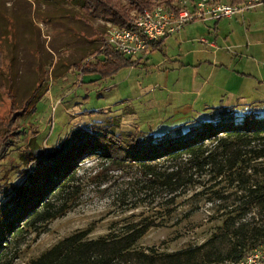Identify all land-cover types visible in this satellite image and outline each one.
Returning <instances> with one entry per match:
<instances>
[{"label": "rangeland", "instance_id": "1", "mask_svg": "<svg viewBox=\"0 0 264 264\" xmlns=\"http://www.w3.org/2000/svg\"><path fill=\"white\" fill-rule=\"evenodd\" d=\"M117 1L127 7L125 0ZM163 1L148 0L151 8ZM224 2L234 3L233 0ZM137 12L131 10L130 15ZM245 16L243 20L240 13L234 18L238 26L235 20L222 19L220 33L229 30L232 35L224 45L219 43L216 58L227 63L226 58L231 54L241 58L238 51L244 48L243 35L250 34L243 26L244 21L252 27L264 28L263 7ZM194 23L169 38L163 51L140 58L141 64L136 67H123L106 79L83 77L76 67H82L87 61L103 60L96 55H100L110 22L91 17L72 0H0V146L6 132L13 135L19 128L22 131L20 142L0 161V203L6 200L11 186H20L25 180L22 172L26 168L21 158L30 149L33 137L40 147L48 149L58 147L73 131L91 130L99 124L110 127L119 136L140 132L159 136L176 127L188 132L204 121H216L222 111L230 110L237 122L249 112L264 118V92L262 97L252 94L261 95L260 87L264 85L234 73L222 85L219 79L225 72L215 74L216 69L210 71L206 65L198 70L180 66L178 62H166V56H183L178 59L199 65L202 57L214 56L209 50L185 59L183 54L190 46L200 44V38H213L214 33L209 34L205 23ZM209 24L215 27V22ZM191 39L194 44L188 41ZM251 53L256 58L254 62L233 63L231 68L264 79L262 44ZM175 65L177 69L171 71ZM38 86L45 95L35 115L16 114ZM222 86L236 92L241 88H255L249 89L250 95L242 97L228 94ZM91 111L97 114L90 115ZM100 163L93 156L79 163L77 176L83 192L77 205L66 216L44 227L43 232L22 238L20 255L14 264H29L59 241L88 228L92 229L89 238L95 239L125 233L128 225L151 220L161 226L150 229L137 249L164 254L196 247L221 227L222 215L226 212L222 207L236 208L241 203L238 199L244 195L233 175L214 181L209 173L202 178L201 185H195L170 203L160 193L140 191L141 176L137 168L110 172L102 181L93 180ZM248 163L252 167L247 170L248 175L253 174L255 166L264 167V159ZM30 168L27 167L28 171ZM196 193L199 194L195 196ZM219 195L226 198L220 200ZM254 211L245 220L252 219Z\"/></svg>", "mask_w": 264, "mask_h": 264}, {"label": "trees", "instance_id": "2", "mask_svg": "<svg viewBox=\"0 0 264 264\" xmlns=\"http://www.w3.org/2000/svg\"><path fill=\"white\" fill-rule=\"evenodd\" d=\"M72 1L84 7L91 17L123 29L131 28V10L143 12L151 8L148 0H125L127 7L117 0ZM173 2L165 0L162 4L177 12L180 1ZM233 2L239 4L243 0ZM165 41L152 43V52L163 51L161 43ZM99 53L96 56L102 57V61L91 60L76 67L83 77L106 79L123 67L140 65L141 61L125 57L110 46L101 48ZM44 95L36 87L16 114L35 115ZM230 112L222 111L216 121H204L188 132L176 127L159 136L141 132L119 136L110 127L99 124L91 130L73 131L58 147L48 149L40 147L33 137L30 149L21 158L26 168L22 172L25 180L20 186H11L6 200L0 203V264H14L20 255L22 238L43 232L44 227L75 208L83 192L77 176L79 163L92 156L101 162L93 180L102 181L110 172L137 168L140 191L160 193L170 203L201 185L202 178L209 173L214 181L233 175L244 195L236 208L222 207L226 212L221 227L196 247L164 254L137 249L150 229L161 226L145 220L128 225L127 231L119 235L90 239L91 228L79 231L29 264H238L251 251L264 249V167L255 166L252 175L247 173L252 170L247 162L264 159V118L249 112L237 122ZM96 114L91 111L90 115ZM21 135L20 128L13 135L4 134L0 161L11 154ZM252 210L254 217L245 220Z\"/></svg>", "mask_w": 264, "mask_h": 264}, {"label": "built area", "instance_id": "3", "mask_svg": "<svg viewBox=\"0 0 264 264\" xmlns=\"http://www.w3.org/2000/svg\"><path fill=\"white\" fill-rule=\"evenodd\" d=\"M261 6H264V0H243L239 4L218 0H180L176 12L160 3L143 12L133 13L130 29L110 24L102 48L110 46L125 57L143 58L151 52L152 43L179 35L189 24L231 19ZM238 264H264V249L251 251Z\"/></svg>", "mask_w": 264, "mask_h": 264}, {"label": "crops", "instance_id": "4", "mask_svg": "<svg viewBox=\"0 0 264 264\" xmlns=\"http://www.w3.org/2000/svg\"><path fill=\"white\" fill-rule=\"evenodd\" d=\"M264 8V6H261V8ZM249 11H247V12H243V13H241L242 14V17H243V20H244V18H246L247 16H245L247 13H248ZM237 16V15H236ZM236 16H234V17H232L231 19H223V20H235L234 18L236 17ZM245 16V17H244ZM222 19L221 20H219V22L217 21H206V22H202V23H205L206 24V26H207V28H208V30H209V34H211V33H214L211 37H213V38H210V39H207V38H205V37H203V38H200V40H199V43L200 44H195V45H192V46H190L191 47V49L190 50H188L187 52H185L183 55H184V57H185V59H187V58H189V56H191V55H193V54H195V53H197V54H200V55H203V53L202 52H205V53H207L209 50H211V52L214 54V56L213 57H202V60L199 62L200 64L198 65L197 63L196 64H193L192 62H186V63H184L183 62V60H180V59H178V57L180 58V57H182L183 58V56H166L167 57V61L166 62H170V61H172L171 62V64L172 63H176L177 64V62L180 64V66H183V67H192V68H194V67H197V69L199 70V69H201V67L203 66V65H206V66H208V67H210L209 69H210V71H213L214 69H216V70H214V72H215V74H216V72H218V71H220V72H225L226 74H224V75H221V79H219V82H220V84H222V85H224V84H226V82L227 81H230L229 80V74H231V73H234V74H236V75H238V76H240V77H244V78H249V79H253V80H255V81H257L258 83H259V86L260 85H264V79H257L255 76H253V75H251V74H247V73H244V72H241V71H236L235 70V68H231V66L233 65V63H238V62H247V63H249V62H254L255 60H256V58H255V56L251 53V50H253V49H257L258 48V46L259 45H261L262 44V47L264 48V42H262V41H264V28L263 27H260V26H256V25H254L253 27H252V25L251 24H246L245 23V21H244V28L250 33V34H247V33H245L244 35H243V37L245 38V41H244V43H243V51H241V52H239L238 51V54L241 56V58H235V57H233V55L231 54V57L229 56V57H227L226 59L227 60H229V62L227 63L226 61H223V60H220L219 59V57H217L216 58V55H218L219 53V48H220V44L219 43H221V45H224L228 40H230L231 39V35L232 34H230L229 33V30H227L226 32H224V33H220L221 31H220V28H219V24L222 26V24H223V21ZM237 20V19H236ZM235 20V22H236V25H237V21ZM210 22H215V27L213 28L209 23ZM230 22V21H229ZM232 22V21H231ZM256 22V21H255ZM195 24V23H194ZM189 25H193V23L192 24H189ZM188 25V26H189ZM187 26V27H188ZM238 26V25H237ZM210 27H212V28H210ZM243 28V29H244ZM185 30V29H184ZM183 30V31H184ZM223 31H224V29H223ZM256 32H258V33H256ZM253 33V34H252ZM175 36H177V35H175ZM174 37V36H173ZM171 38V37H170ZM169 39V38H168ZM168 39H166V41L168 40ZM253 39V40H252ZM263 39V40H262ZM166 41L165 42H163V43H161L162 44V48L164 49L165 48V44H166ZM188 41H190L191 43H193L194 44V42L195 41H193L192 39L191 40H188ZM205 41V42H204ZM223 43V44H222ZM222 47H224V46H222ZM230 48V47H229ZM231 49L234 51L235 49L233 48V47H231ZM228 50V49H227ZM218 51V52H217ZM151 52H152V50H151ZM156 51H153L152 53L154 54ZM217 52V53H216ZM151 53V54H152ZM186 53H188V54H186ZM204 53V54H205ZM186 54V55H185ZM166 55H167V53H166ZM175 57H177V58H175ZM203 58H207L206 60H204ZM142 59V58H141ZM251 60V61H250ZM149 62V61H148ZM140 64H141V61H140ZM169 64V63H168ZM178 64V65H179ZM176 67H174L173 69H171V71H175L176 69H177V65H175ZM216 66H218V67H216ZM172 67V66H171ZM235 67V66H234ZM210 71H209V73H210ZM219 72V73H220ZM228 72H230V73H228ZM214 74V75H215ZM223 77V78H222ZM209 79V78H208ZM205 83H203V85H204ZM243 84V83H242ZM202 85V86H203ZM218 85H219V83H218ZM226 91H227V93L229 94H239L240 96H242L243 97V95H250L251 93H249L248 91H252V90H249V89H254L255 87H251V88H249L248 90H246V88L244 89V88H241L239 91H234L235 89H233V88H230V87H228V86H222ZM243 87V86H242ZM247 87V86H246ZM260 89H261V92H259V94H261V95H259L258 96V94H256L257 92H252V94H253V97H255V96H257V97H262V94H263V92H264V86H262V87H260ZM232 91H234V92H232ZM199 94V93H198Z\"/></svg>", "mask_w": 264, "mask_h": 264}]
</instances>
